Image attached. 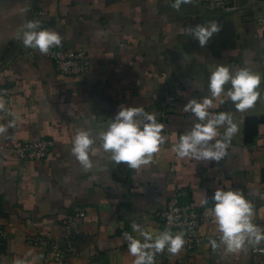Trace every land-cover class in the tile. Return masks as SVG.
<instances>
[{
  "label": "crops",
  "instance_id": "crops-1",
  "mask_svg": "<svg viewBox=\"0 0 264 264\" xmlns=\"http://www.w3.org/2000/svg\"><path fill=\"white\" fill-rule=\"evenodd\" d=\"M173 3L35 0L32 8L16 4L0 15V47L40 7L45 29L61 37L55 47L84 49L91 56V70L82 75L58 72L51 60L26 54L24 46L0 62V93L8 109L0 112V125L13 121L0 135V264L18 259L57 264L46 261L26 237L60 236L61 219L78 210L87 217L78 237L81 256L70 264H133L125 234L143 242L133 224L153 235L163 232L160 212L178 190L181 202L193 201L202 212L214 208L217 189L240 191L253 206V224L264 231V0H239L241 9L228 15L210 14L195 0L180 11ZM213 21L221 31L204 48L185 34ZM217 64L233 74L248 68L262 77L261 98L243 115L226 96L230 83L221 97H211L209 66ZM171 95L173 105L167 101ZM205 97L212 99L210 113L243 120L240 131L219 162L178 158L173 146L200 123L184 106ZM121 105L143 107L164 125L159 151L137 169L114 162L98 139ZM255 118L263 122L255 125ZM226 128L218 127L214 141L223 139ZM78 130L96 141L91 169L72 154ZM43 138L55 144L47 158L16 159L13 147ZM201 234L197 249L175 255L165 249L154 264H264V253L247 243L235 253H226L222 244L213 250L210 240L219 244L221 235L213 222L203 223ZM256 247H264V241Z\"/></svg>",
  "mask_w": 264,
  "mask_h": 264
},
{
  "label": "clouds",
  "instance_id": "clouds-1",
  "mask_svg": "<svg viewBox=\"0 0 264 264\" xmlns=\"http://www.w3.org/2000/svg\"><path fill=\"white\" fill-rule=\"evenodd\" d=\"M191 0H174L172 8L180 11L182 5ZM221 31L217 21L189 27L185 34L198 40L199 46L204 48L213 38L214 34ZM17 39L24 47L38 49L40 54H48L50 48L61 45V37L55 31L40 30V21H28L18 32ZM185 61L191 57L185 54ZM209 91L212 98H219L225 93V85L231 84L226 96L230 99L238 112L242 115L253 108L261 98L259 90L262 77L251 72L248 68L239 69L235 74L224 64H217L214 68L210 65ZM212 106V99L207 97L202 101L189 100L184 106L186 112H191L200 123L180 137L179 142L173 146V151L178 158L191 157L196 161L219 162L227 155V149L233 136L240 131V124L234 122L230 113H210L207 109ZM8 111L3 93H0V112ZM9 115H12L9 112ZM227 125L223 139L214 138L218 135L217 129ZM13 126V121L7 125H0V135ZM164 125L159 124L156 117L145 112L143 107L120 106L118 114L107 126V130L98 134V139L105 152H110L111 159L119 163H126L130 168L137 169L151 162L152 155L159 151V146L164 142L161 135ZM214 141V142H213ZM95 140L88 131L78 130L73 140L72 154L85 169L92 168L89 158L94 152ZM213 200L215 206L205 214L211 215L213 223L217 226L220 243L210 240L213 250L221 244L225 246L226 253H235L243 249L245 244L254 248L264 241V231L252 222L253 206L247 201L240 191H224L217 189ZM207 203V201H205ZM172 217L169 216V223ZM132 228L143 237L141 240L125 234L128 241V251L135 257L133 264H154L157 253L167 249L170 254H177L185 244L184 233L173 235L170 231H163L153 235L133 224ZM264 253V249H259ZM14 264H25L23 260H16Z\"/></svg>",
  "mask_w": 264,
  "mask_h": 264
},
{
  "label": "built area",
  "instance_id": "built-area-1",
  "mask_svg": "<svg viewBox=\"0 0 264 264\" xmlns=\"http://www.w3.org/2000/svg\"><path fill=\"white\" fill-rule=\"evenodd\" d=\"M196 4L210 14L228 15L241 9L239 0H195ZM44 11L39 7L31 14V21H40V30H46L43 23ZM26 54L51 60L56 70L67 75H82L91 70V56L84 49L50 48L48 54H40L38 49L26 47ZM170 94V93H169ZM170 105L176 103L174 95L167 99ZM52 139H36L26 141L11 150L18 161H38L45 159L54 147ZM182 192L178 190L164 205L160 212L163 231H170L173 235L184 233L185 244L182 249L193 251L201 246L204 236L201 234L203 223L213 222L211 215H206L198 209L195 202H181ZM169 216L172 222L169 223ZM87 217L85 211H75L61 219L62 234L60 236L28 235L26 242L37 247L45 255L46 261L57 264H70L81 256L78 237L82 233V225ZM255 247V253H262Z\"/></svg>",
  "mask_w": 264,
  "mask_h": 264
},
{
  "label": "water",
  "instance_id": "water-1",
  "mask_svg": "<svg viewBox=\"0 0 264 264\" xmlns=\"http://www.w3.org/2000/svg\"><path fill=\"white\" fill-rule=\"evenodd\" d=\"M34 1L35 0H0V15L6 13L9 8L16 4L23 5L26 7V9L32 8ZM19 29H17L15 35L12 38L1 44L0 62L10 59L23 46L22 42L17 39Z\"/></svg>",
  "mask_w": 264,
  "mask_h": 264
},
{
  "label": "trees",
  "instance_id": "trees-1",
  "mask_svg": "<svg viewBox=\"0 0 264 264\" xmlns=\"http://www.w3.org/2000/svg\"><path fill=\"white\" fill-rule=\"evenodd\" d=\"M252 122L255 124V125H258L260 124L261 122H263V119L261 118H255V119H252Z\"/></svg>",
  "mask_w": 264,
  "mask_h": 264
}]
</instances>
